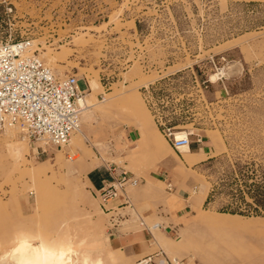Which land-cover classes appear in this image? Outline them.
<instances>
[{
	"label": "rangeland",
	"instance_id": "rangeland-1",
	"mask_svg": "<svg viewBox=\"0 0 264 264\" xmlns=\"http://www.w3.org/2000/svg\"><path fill=\"white\" fill-rule=\"evenodd\" d=\"M10 36L96 89L63 148L0 129V264H40L41 242L72 246L75 264H135L117 227L179 264H264V0H0ZM160 120L208 141V157L183 162ZM107 163L139 177L122 223L87 178ZM219 213L239 217L224 227ZM21 237L35 247L15 251Z\"/></svg>",
	"mask_w": 264,
	"mask_h": 264
},
{
	"label": "built area",
	"instance_id": "built-area-1",
	"mask_svg": "<svg viewBox=\"0 0 264 264\" xmlns=\"http://www.w3.org/2000/svg\"><path fill=\"white\" fill-rule=\"evenodd\" d=\"M83 95L76 74L58 75L33 51L30 39L0 38V129L15 127L25 138L63 148L80 128ZM168 141L176 149L190 146L192 132L182 137L172 122L160 120ZM167 130V131H166ZM108 164L111 179L101 190L104 201L123 194L139 177L131 171ZM164 250L142 256L135 264H179Z\"/></svg>",
	"mask_w": 264,
	"mask_h": 264
},
{
	"label": "crops",
	"instance_id": "crops-1",
	"mask_svg": "<svg viewBox=\"0 0 264 264\" xmlns=\"http://www.w3.org/2000/svg\"><path fill=\"white\" fill-rule=\"evenodd\" d=\"M89 94H90V92L86 93V96ZM92 115H93L92 112H90L88 117H91ZM135 122L138 123V125L142 128L143 133H145V135L147 136L146 137V139H147L146 143L148 145H150V144L155 145V141L153 139L151 132L150 131L148 132L146 127L144 125H142L140 123V121L136 120ZM137 123H136V125H137ZM156 131L158 132L159 130L156 128ZM141 142H142V140L140 138L138 141V147L140 146ZM192 146L193 147H191V144H190L189 155H188V157L193 160L192 163H189L187 158L184 156L183 152L179 150L180 156L179 155H177V156L180 157L183 162H186L189 164H194V163H196L200 160H204L208 157V156H206V155H208V152H209L208 151V149H209L208 141H202L201 143H199L198 146L192 144ZM157 152H158L159 158L164 159V161H167V157H168L167 155H164V153L159 149L157 150ZM173 158H174L173 156H169V159L172 160ZM87 178L91 184L93 192L99 197L100 205L103 208V210L108 211V213H110V214L115 213L117 215L116 218H119L120 219L119 221L122 223L124 221V219L122 218L123 216L118 215V213L120 210L124 211V209H127L128 207H130L132 205L131 204L132 201H131V197L128 194L127 190L123 194H121L120 196L113 198L111 200L104 201L102 199L101 190L103 189L104 184L111 179V173L108 170V164H105V165L91 164V166H89V170L87 171ZM219 214L221 216L218 217L215 222L221 226H224V227L233 226L230 224V221H232L234 218L239 217V215L231 214V213H219ZM113 219H115V218L113 217ZM126 219L128 220L127 217H126ZM119 221H118V219H115V221L113 222V225H116V223ZM155 226H156V224H155ZM117 229H119L118 230L119 233H116L115 236L117 239V243L120 246H129L130 251L136 256L142 257V256L150 254V252H151L150 247L148 244V240L144 236V233L138 234L139 235L138 241H135V240L131 241V238L134 237L133 233L131 234V232L127 233L126 231H121L120 227H117ZM37 249H38L37 253L42 255V253H43L42 250L39 248H37ZM73 261L74 262H72V264H75V260H73ZM98 264H100V263H98Z\"/></svg>",
	"mask_w": 264,
	"mask_h": 264
},
{
	"label": "bare ground",
	"instance_id": "bare-ground-1",
	"mask_svg": "<svg viewBox=\"0 0 264 264\" xmlns=\"http://www.w3.org/2000/svg\"><path fill=\"white\" fill-rule=\"evenodd\" d=\"M90 82V81H89ZM94 89H96V83L95 81H91L89 83V88L84 91V94L79 98V104L81 106H84L83 108L89 109L88 105L86 104V93L92 92ZM137 119H139L137 117ZM142 123V121H140ZM81 131V129H79ZM177 136L182 137L188 134L187 131H177ZM180 151L183 152L184 156L187 158V160H191L189 155V146L181 147ZM202 187V186H201ZM17 240V239H16ZM18 242L17 245L14 246L13 249L18 252H24L25 250H28L34 246V243L31 240H28L26 238H22ZM35 247V246H34ZM42 250V255L39 258L38 262L40 264H71L75 258V249L67 244H61L59 247L55 248L52 246H48L47 244L41 242L40 247Z\"/></svg>",
	"mask_w": 264,
	"mask_h": 264
},
{
	"label": "trees",
	"instance_id": "trees-1",
	"mask_svg": "<svg viewBox=\"0 0 264 264\" xmlns=\"http://www.w3.org/2000/svg\"><path fill=\"white\" fill-rule=\"evenodd\" d=\"M254 185H255L254 191H255L256 197L258 198V197L264 196L263 186L262 185H259V183H256ZM211 197H212V193L209 194L206 202H208L209 200H211ZM236 197H237L238 200H240V203L242 202V200L244 202H246L245 201V195H244V192L243 191L240 190L239 193L236 195ZM258 201H260V200H258ZM255 209H256V212L257 213H260V211L257 208H255ZM222 211L231 212V213H242L243 212V210H241L240 206H237L235 208H232L231 206H226V207H224L222 209Z\"/></svg>",
	"mask_w": 264,
	"mask_h": 264
}]
</instances>
